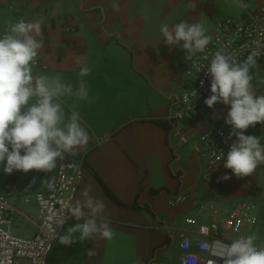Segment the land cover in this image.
Instances as JSON below:
<instances>
[{
	"label": "crops",
	"instance_id": "1",
	"mask_svg": "<svg viewBox=\"0 0 264 264\" xmlns=\"http://www.w3.org/2000/svg\"><path fill=\"white\" fill-rule=\"evenodd\" d=\"M243 2L246 9L233 0H0V36L20 18L42 24L43 47L34 74L59 75L74 86L83 79L89 91L88 100L64 98L66 112H79L89 140L57 166L82 158L83 178L71 203L83 200V191L90 189L92 197L105 202L103 215L113 235L70 246L57 238L48 252L55 249L54 264H179L180 232L188 235L192 249L201 238L231 243L251 234L264 246V164L237 178L223 159L209 169L203 157L182 143L180 134L193 139L224 123L229 107L217 103L209 108L205 98L190 115L169 118L190 81L183 67L185 50L166 45L160 31L164 24L183 20L203 23L209 32L220 19L264 16V0ZM84 62L91 72L81 78ZM250 71L256 94H264V61L257 60ZM247 135L264 143V124ZM55 170L5 175L0 193L19 209L11 231L21 236L35 232L33 195ZM223 175L230 178L220 179ZM177 193L184 200L170 206ZM134 201L140 207H133ZM76 222L69 214L61 234ZM210 222L217 224V233L206 232ZM92 248L96 254L88 257ZM202 256L222 263L211 254Z\"/></svg>",
	"mask_w": 264,
	"mask_h": 264
},
{
	"label": "clouds",
	"instance_id": "2",
	"mask_svg": "<svg viewBox=\"0 0 264 264\" xmlns=\"http://www.w3.org/2000/svg\"><path fill=\"white\" fill-rule=\"evenodd\" d=\"M233 2L241 9L248 7L243 0ZM160 31L166 45L185 50L186 61H193L197 53H205L212 40L203 23L182 20L171 27L164 24ZM42 47V24L38 20L20 18L9 23L7 32L0 36V165L5 174L17 170L49 173L56 168L58 160H64L66 154L75 155L76 149L89 140L79 112L68 109L66 112L64 103L65 97L89 99L84 80L80 79L74 86L59 75L34 74ZM259 55V50L253 49L246 59L239 61L233 54L221 50L213 55L207 66L211 94L204 103L209 108L217 103L229 107L225 123L231 126L229 138L236 137L226 158L221 151L219 159L224 160V167L231 169L237 178L250 176L264 164V143L257 136L244 134L249 127L264 124V94H256L250 71L256 66ZM90 72L91 68L84 62L78 75L83 78ZM191 95L196 98L195 91ZM229 178L228 175L220 177L222 180ZM34 183L35 178L29 187ZM40 184L49 190L55 187L52 177L42 179ZM82 196L83 200L67 205V213L77 222L62 234L56 233L61 245L70 246L97 236L112 238L110 221L103 215L105 202L92 197L88 188ZM64 224L65 220L59 219L57 228ZM256 240L255 234L240 236L231 243L214 240L209 251L222 264H264V246H258ZM95 254L94 248L86 251L88 257ZM210 264H217V261Z\"/></svg>",
	"mask_w": 264,
	"mask_h": 264
},
{
	"label": "built area",
	"instance_id": "3",
	"mask_svg": "<svg viewBox=\"0 0 264 264\" xmlns=\"http://www.w3.org/2000/svg\"><path fill=\"white\" fill-rule=\"evenodd\" d=\"M206 34L212 37L206 52L197 53L193 61L184 59L183 67L190 83L179 94L176 105L171 108V119L180 120L197 111L203 100L210 96L211 77L207 74V66L217 51L226 50L237 60L243 61L251 50L258 49L260 55L257 60L264 61V16L246 21L232 17L220 19L213 23L212 29ZM192 91L196 92V98L191 95ZM252 128L249 127L244 134L247 135ZM230 131L231 126L224 122L203 131L193 139L183 134H180V139L183 144H189L194 153L203 157L210 169L221 160L219 153L222 151L226 157L230 145L236 140L235 136L229 138ZM48 177L54 178L55 187L49 190L43 185L34 192L37 223L35 232L30 236L18 235L8 228L19 209L8 201L6 195L0 193V264H16L18 260H25L28 264H46V256L57 239L56 233L61 234L65 226L64 224L57 228V221L63 218L66 223L69 217L67 205L72 202L83 178L82 158L61 162L46 179ZM183 200L184 195L177 193L170 197L168 204L175 206ZM209 231L212 234L217 233L215 222L209 223L206 232ZM178 239L179 264H210L213 261L202 256L210 255V239L197 240L195 249H192L191 240L185 233L180 232Z\"/></svg>",
	"mask_w": 264,
	"mask_h": 264
},
{
	"label": "rangeland",
	"instance_id": "4",
	"mask_svg": "<svg viewBox=\"0 0 264 264\" xmlns=\"http://www.w3.org/2000/svg\"><path fill=\"white\" fill-rule=\"evenodd\" d=\"M3 165H0V190L2 189V185L5 182V173L3 172ZM18 171V170H17ZM16 172V171H14ZM53 247V246H52ZM55 249L53 248L52 251L48 254V256H46V264H54L56 263L54 254H55Z\"/></svg>",
	"mask_w": 264,
	"mask_h": 264
},
{
	"label": "trees",
	"instance_id": "5",
	"mask_svg": "<svg viewBox=\"0 0 264 264\" xmlns=\"http://www.w3.org/2000/svg\"><path fill=\"white\" fill-rule=\"evenodd\" d=\"M156 121L162 123L166 128H168V122L167 121H165L163 119H160V118L156 119ZM109 194L113 197V195L111 193H109ZM132 206L133 207H136V208L140 207V205H138L137 201H134V203L132 204Z\"/></svg>",
	"mask_w": 264,
	"mask_h": 264
}]
</instances>
